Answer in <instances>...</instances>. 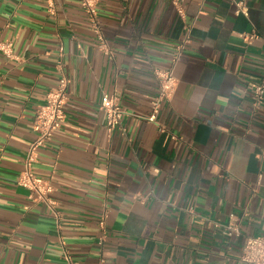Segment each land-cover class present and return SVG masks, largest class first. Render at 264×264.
<instances>
[{"label":"crops","instance_id":"obj_1","mask_svg":"<svg viewBox=\"0 0 264 264\" xmlns=\"http://www.w3.org/2000/svg\"><path fill=\"white\" fill-rule=\"evenodd\" d=\"M235 1L97 0L102 45L79 0H0V264H247L264 236V0L248 17ZM64 76L66 119L34 165L50 208L17 179ZM105 94L124 110L111 133Z\"/></svg>","mask_w":264,"mask_h":264},{"label":"built area","instance_id":"obj_2","mask_svg":"<svg viewBox=\"0 0 264 264\" xmlns=\"http://www.w3.org/2000/svg\"><path fill=\"white\" fill-rule=\"evenodd\" d=\"M79 1L94 25L97 39L104 45L105 39L100 31L97 20V0ZM175 1L176 0H174V2ZM234 3L236 6L235 14L237 16H249L247 0H238ZM178 13H183L180 8L178 9ZM254 38H256V35L249 36L247 39L250 41ZM0 52L8 58L14 56L12 45L2 41H0ZM180 54L181 48L178 49L174 62L178 59ZM58 66H62L61 61L58 62ZM156 77L158 79L159 93L152 104V111L148 118L150 123L156 122L157 115L160 113L162 105L171 99L176 87V79L172 70L156 71ZM68 84V79L65 76L62 77L58 86L48 93L46 103L35 113L33 131L36 133V140L31 145L26 156L24 171L17 179V185L30 193L29 199L31 201L44 203L50 208H53L55 205V202L51 198L54 193V188L50 181L35 174L34 165L37 163L39 150L46 149L48 145L53 142L56 133L61 129L66 119L65 107L68 102ZM256 92L258 95L257 101H259L264 94V83L256 87ZM101 109L106 114L107 129L111 133L121 125L124 115L120 100L115 95L105 94L102 98ZM234 232H236L235 226L233 224L228 225V235L231 236ZM65 259L67 262L71 263L68 254L65 255ZM241 261L247 264H264V236L248 238L242 251Z\"/></svg>","mask_w":264,"mask_h":264}]
</instances>
